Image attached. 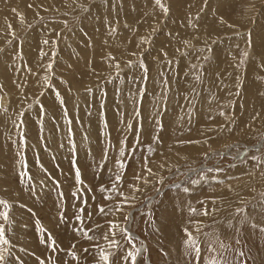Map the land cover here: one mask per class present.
<instances>
[{
    "label": "rangeland",
    "instance_id": "obj_1",
    "mask_svg": "<svg viewBox=\"0 0 264 264\" xmlns=\"http://www.w3.org/2000/svg\"><path fill=\"white\" fill-rule=\"evenodd\" d=\"M161 4L0 0V264H264V0Z\"/></svg>",
    "mask_w": 264,
    "mask_h": 264
},
{
    "label": "snow or ice",
    "instance_id": "obj_2",
    "mask_svg": "<svg viewBox=\"0 0 264 264\" xmlns=\"http://www.w3.org/2000/svg\"><path fill=\"white\" fill-rule=\"evenodd\" d=\"M156 3L158 5H161V7H164L161 4V0H156ZM165 11H167L166 8H165ZM45 43H47V41H45ZM120 167L123 169L125 167V165L123 163H121ZM147 171L149 173L155 175L154 173H152L151 168H148ZM77 176H79V172L78 171H77ZM136 179H140V177L137 176ZM160 182L162 183L163 181H160ZM132 187L134 188V191H137V192L140 191V189L139 188H135L134 185ZM121 195H123V194H121ZM134 199H135L134 196L131 197V198L124 197V201L123 202L128 204L129 206H134V205H131V203H130V200H134ZM0 204H6V202L3 201V200H0ZM118 210H120V209H118ZM99 212L102 213V214H106L104 208H100ZM205 215H207V212H205ZM3 218L5 220L8 219V213L7 212L3 213ZM125 219H127V216L125 217ZM117 229H119L120 231L124 232L126 238L129 239V242H131V238H130V236H128L126 229H120V226L118 224L109 222L108 232H106L104 234L103 239L108 241L109 248L116 249V250H118L119 245H120V241H118L116 239V235H117L116 230ZM109 233L111 234V239H109ZM84 235L86 237H88L89 239H94V237H89L88 236L87 231L84 232ZM187 236H188L187 244H188L189 249L192 250V251H200V248L198 246L199 242L193 237L192 233H188ZM8 243H9L8 239L5 238V231H4V229L2 227H0V244L7 245ZM52 248H53V251H56L55 241L54 240L52 241ZM85 251H87V249H85ZM99 255H100V259L102 261H104V264H113V261H112V258H111L112 257V253L111 252H107L106 253L103 249H101L100 252H99ZM137 255H138V251L136 253H132V252L128 253V256H130L131 259H132V264H136ZM74 258L78 259V257H75V256H74ZM4 259H5V257H4L3 252H0V261H3Z\"/></svg>",
    "mask_w": 264,
    "mask_h": 264
},
{
    "label": "bare ground",
    "instance_id": "obj_3",
    "mask_svg": "<svg viewBox=\"0 0 264 264\" xmlns=\"http://www.w3.org/2000/svg\"><path fill=\"white\" fill-rule=\"evenodd\" d=\"M5 97H6V96H5ZM261 145H262V144H261ZM259 147H260V146H259ZM250 148H251V147H250ZM250 148H248V149H250ZM254 148H256V147H254ZM248 151H249V150H248ZM133 236H134L135 238H138V237H137L136 235H134V234H133Z\"/></svg>",
    "mask_w": 264,
    "mask_h": 264
}]
</instances>
